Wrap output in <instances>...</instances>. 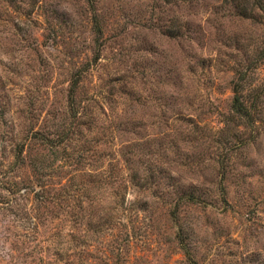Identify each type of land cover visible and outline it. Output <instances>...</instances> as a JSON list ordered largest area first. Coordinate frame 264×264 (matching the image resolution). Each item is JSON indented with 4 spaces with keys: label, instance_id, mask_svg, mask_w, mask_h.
Instances as JSON below:
<instances>
[{
    "label": "rangeland",
    "instance_id": "obj_1",
    "mask_svg": "<svg viewBox=\"0 0 264 264\" xmlns=\"http://www.w3.org/2000/svg\"><path fill=\"white\" fill-rule=\"evenodd\" d=\"M238 1L0 0V264H264V11Z\"/></svg>",
    "mask_w": 264,
    "mask_h": 264
},
{
    "label": "trees",
    "instance_id": "obj_2",
    "mask_svg": "<svg viewBox=\"0 0 264 264\" xmlns=\"http://www.w3.org/2000/svg\"><path fill=\"white\" fill-rule=\"evenodd\" d=\"M251 4L256 5L259 8H262L264 11V0H252ZM235 9H240L241 12L246 13V5H242L238 0H236L235 3L232 4ZM239 11V10H238ZM187 24V23H186ZM84 70L83 68L77 69L76 76L74 80L71 81L69 89H68V101L69 105L71 108V117L75 118L77 117V110H74V103H75V88L77 86V82L79 81L81 77V72ZM243 73L240 72L238 75V78L233 80L232 83V99L230 103V108L233 112H235L239 117L242 116L244 118H249L250 115L252 114L251 112L255 110V102L251 100L250 102L248 99H246V95L243 92V85L241 83V79L243 77ZM63 134L68 133L67 129L65 128L62 130ZM61 140H56V141H62L63 137L61 136ZM39 141L41 142H47L50 145L57 146L59 145L58 143H55V140L51 138H46L45 136L42 137L41 135L39 136ZM181 198H185L188 200H194V201H200L202 199L201 195L197 193V190L195 188H191L189 190H185L184 192L181 193L180 195Z\"/></svg>",
    "mask_w": 264,
    "mask_h": 264
}]
</instances>
